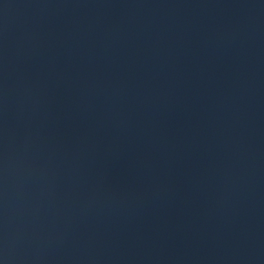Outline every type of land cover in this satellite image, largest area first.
Returning <instances> with one entry per match:
<instances>
[{
    "label": "water",
    "instance_id": "obj_1",
    "mask_svg": "<svg viewBox=\"0 0 264 264\" xmlns=\"http://www.w3.org/2000/svg\"><path fill=\"white\" fill-rule=\"evenodd\" d=\"M0 264H264V0H0Z\"/></svg>",
    "mask_w": 264,
    "mask_h": 264
}]
</instances>
